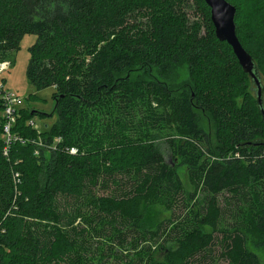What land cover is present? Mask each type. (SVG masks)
<instances>
[{
    "label": "trees",
    "instance_id": "trees-1",
    "mask_svg": "<svg viewBox=\"0 0 264 264\" xmlns=\"http://www.w3.org/2000/svg\"><path fill=\"white\" fill-rule=\"evenodd\" d=\"M226 1L264 98V0ZM26 35V79L53 88L57 119L36 132L24 106L25 144L0 140V264H261L245 234L264 247V123L204 0H0V62ZM180 64L179 89L149 75ZM134 66L149 77H120ZM175 159L199 182L193 206ZM152 206L169 215L145 229Z\"/></svg>",
    "mask_w": 264,
    "mask_h": 264
},
{
    "label": "rangeland",
    "instance_id": "rangeland-1",
    "mask_svg": "<svg viewBox=\"0 0 264 264\" xmlns=\"http://www.w3.org/2000/svg\"><path fill=\"white\" fill-rule=\"evenodd\" d=\"M36 41V36L26 35L20 43V49L15 53L13 63L10 62L9 69L0 76V82H3L4 89L9 92L18 94L23 105L28 109L36 112L33 115L32 121L39 131L44 130L47 126L53 125L57 119L53 108L54 102L51 97L54 92L53 88L44 90H37L31 86L25 75L29 53V47ZM148 73L141 67L134 66L133 68L120 74V77L127 78L131 82H137L148 78ZM152 78L159 79L169 83L174 89L181 88L189 80V73L186 64H180L172 67L167 72L165 70H151ZM253 93V92H252ZM41 114H45L42 117ZM211 125L210 119L202 116L200 118V126L204 130H208ZM162 151L167 162H171L168 151L162 146ZM173 165L176 168L177 175L181 181L183 191L188 199L191 201L190 205L193 206V201L200 200L199 182L196 178L191 177L186 166L182 165L178 159H175ZM169 215L162 207L152 206L143 208V217L141 225L145 229H153L158 222L167 218ZM246 247L249 251L256 254L261 264H264V247L258 242V238L254 231H249L245 234ZM159 253L156 254V259H159Z\"/></svg>",
    "mask_w": 264,
    "mask_h": 264
},
{
    "label": "water",
    "instance_id": "water-1",
    "mask_svg": "<svg viewBox=\"0 0 264 264\" xmlns=\"http://www.w3.org/2000/svg\"><path fill=\"white\" fill-rule=\"evenodd\" d=\"M210 9V20L214 26L215 36L221 42H226L242 69L251 82V90L254 92L258 110L264 123V98L262 93V82L258 68L252 57L242 48L239 43L234 25L235 7L226 0H204Z\"/></svg>",
    "mask_w": 264,
    "mask_h": 264
},
{
    "label": "built area",
    "instance_id": "built-area-1",
    "mask_svg": "<svg viewBox=\"0 0 264 264\" xmlns=\"http://www.w3.org/2000/svg\"><path fill=\"white\" fill-rule=\"evenodd\" d=\"M10 61H2L0 62V76L6 72L10 67ZM0 101L2 103L3 109L0 112V119L3 118L4 122L0 124V140L4 142L5 148H4V154H6L7 150L9 149L10 145L14 142H20L22 144H25V141L18 136L14 135L12 130L14 127V124L16 122V118L18 115V112L24 108L23 101L21 97L13 92L6 91L4 89L3 82H0ZM27 125L31 127L32 129L36 130V132H40L34 122L32 120H29L27 122ZM60 141V139H55L53 141V147L56 146V144ZM38 146H42L41 141H39ZM77 150L75 148H71L69 150L70 154H75ZM34 155L38 156L39 151L36 150L34 152Z\"/></svg>",
    "mask_w": 264,
    "mask_h": 264
}]
</instances>
